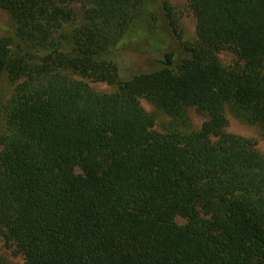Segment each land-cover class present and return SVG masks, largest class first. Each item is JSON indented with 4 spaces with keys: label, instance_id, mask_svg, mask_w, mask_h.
<instances>
[{
    "label": "trees",
    "instance_id": "16d2710c",
    "mask_svg": "<svg viewBox=\"0 0 264 264\" xmlns=\"http://www.w3.org/2000/svg\"><path fill=\"white\" fill-rule=\"evenodd\" d=\"M59 1L90 4L67 48L44 28L65 11L0 0L17 37L41 52L33 59L0 36V73L23 77L0 130V228L25 263L264 264V153L226 131L224 112L264 135V0H188L197 41L186 55L166 51L159 68L109 93L61 70L117 78L105 57L131 0ZM221 44L243 66L220 64ZM139 95L173 125L190 106L205 119L193 132H157Z\"/></svg>",
    "mask_w": 264,
    "mask_h": 264
},
{
    "label": "rangeland",
    "instance_id": "374dc122",
    "mask_svg": "<svg viewBox=\"0 0 264 264\" xmlns=\"http://www.w3.org/2000/svg\"><path fill=\"white\" fill-rule=\"evenodd\" d=\"M46 10L57 9L66 12L58 25L44 27L51 35L62 42V48L72 44V36L79 27H84L90 19V4L85 1L60 2L59 0H42ZM58 17V15H57ZM196 14L188 0H131L128 6L125 22L120 25L121 32L116 38L113 54L105 57V62L114 59L119 65V76L97 79L93 75L72 68L62 69L61 72L70 79L79 80L98 92H114L120 87V81L141 71H150L161 66L160 59L164 52L174 53L177 61L186 55V47L197 41ZM0 36L9 42L12 50L26 53L33 59L41 52H32L29 45L23 44L12 27L10 14L0 8ZM16 47V49H14ZM215 56L224 67L239 69L243 62L235 49L227 44L215 48ZM113 55V56H112ZM23 77L13 79L6 70L0 73V130L4 123V112L7 101L15 86ZM140 105L152 117V129L157 132L175 130L189 133L199 130L205 116L190 106L186 110V119L173 125L172 116L158 108L144 96H137ZM227 118L226 131L255 142L256 147L264 153V135L261 127L225 108ZM1 148V146H0ZM178 224L187 222L185 217L175 218ZM0 264H26L23 256L16 250L12 241L0 228Z\"/></svg>",
    "mask_w": 264,
    "mask_h": 264
}]
</instances>
